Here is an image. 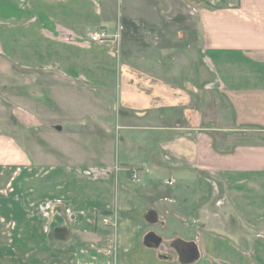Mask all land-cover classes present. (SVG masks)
Listing matches in <instances>:
<instances>
[{
    "label": "crops",
    "instance_id": "0c3cea01",
    "mask_svg": "<svg viewBox=\"0 0 264 264\" xmlns=\"http://www.w3.org/2000/svg\"><path fill=\"white\" fill-rule=\"evenodd\" d=\"M157 1L0 0V60L60 79L58 121L47 92L50 110L15 99L16 129L62 158L0 150L17 159L0 181V264H142L146 250L183 264L176 241L196 246L188 264H264V0L187 5L182 32Z\"/></svg>",
    "mask_w": 264,
    "mask_h": 264
},
{
    "label": "rangeland",
    "instance_id": "374dc122",
    "mask_svg": "<svg viewBox=\"0 0 264 264\" xmlns=\"http://www.w3.org/2000/svg\"><path fill=\"white\" fill-rule=\"evenodd\" d=\"M121 0H117L118 3H120ZM131 1H135L137 2L138 0H131ZM141 2L145 1V0H140ZM153 1V0H150ZM202 4L205 2L207 4L212 5L211 3L214 4L215 0H201ZM116 2V1H115ZM200 2V0H158L157 3L160 4V6H162V10L165 9V13H167L169 5L172 6H176L177 10L179 12V19H178V24H175L176 27L178 28L179 32L185 31L186 27L187 28H191L190 24L191 22L193 23V19H194V15L192 14V12L190 13H184V11L186 10V7L188 8L187 5L194 7L195 3ZM116 4V3H115ZM151 4V3H150ZM137 5V4H136ZM215 5V4H214ZM213 6V5H212ZM189 11V8L187 9ZM191 10V9H190ZM160 14L162 16V20H166V18H164V14ZM189 14V15H188ZM165 15H170L169 13L165 14ZM132 33V31H131ZM131 33L129 35H131ZM135 35L133 34V38L132 39V44L137 46V32L134 31ZM128 35V36H129ZM125 40H128L127 36H125ZM175 46H174V53L178 56L181 57L182 55H186V52L182 50V48H180V44L174 42ZM60 81V79L57 77V75L51 73V74H41L40 72H30V71H23L20 69L15 68L14 66H11L8 62H3L2 60H0V150L5 152L7 149L12 148V143L16 142L18 144V146L20 145L23 150H27L28 144L34 142L39 146V149H43V150H48L51 149L52 146L48 145H44L43 143L40 142V140H38L36 138V136L34 135L35 133L31 130H27L25 128L22 127H18V129H16V127L18 126L14 119H13V114H18L19 116L22 117V113H21V109H18V104H16L17 100L15 101V99H21V97H23L24 99H26V102H24L25 104H21L23 107L24 105L27 104V106L31 107L32 109L38 110L43 108L41 106V104H43L45 106L46 104V108L47 109H51L53 107V102L56 104L55 108L53 109V112H48L46 110H41L43 111L42 114L44 116L47 117V119H49L50 121H58V117H59V110H58V106H59V90H58V82ZM51 88H55L54 90ZM49 93L51 96L50 98L52 100H49L48 95H46L45 93ZM37 98L34 100H37V106L35 104H33L31 102V100H29V98ZM71 97H73V95L69 94L67 96V101L69 106H71L72 102H75L76 100H71ZM76 102L79 103V100H77ZM114 105L117 106V104L115 103V98L113 101V105H111L110 107V113L108 114L111 115V120H115V108ZM22 106L19 105V107H21L22 109H25L24 111L26 112L27 108H23ZM38 108V109H37ZM30 109V108H29ZM57 117V118H56ZM24 123H26L24 121ZM17 125V126H16ZM15 137V139L13 138ZM50 142H57V137L55 136L53 139H49ZM13 141V142H12ZM24 150V151H25ZM42 150V151H43ZM33 156L35 159L36 163H47V161H57L58 163L62 162V158H59V156L57 155V152L55 153L54 151H49L47 152V154H43L40 155L39 152L36 149H33ZM15 160H17L15 158V154H7V155H0V181L5 182V184L11 179L12 175L15 174ZM19 170H18V174H19ZM122 171L120 170V172L117 175V178L119 177V175L123 176L121 173ZM120 179V177H119ZM140 179H142V177H140ZM2 193L4 195H8L6 193V189L2 190ZM6 223V224H4ZM2 224L5 226V229H8L9 223L8 222H2ZM157 226H154L153 229H155L156 231H158ZM166 246V244H165ZM161 252L165 253V254H169L172 257H174V253L170 248H163L161 250ZM138 255V254H137ZM145 261L142 262V264H157L156 263V259H155V254L153 251L150 250H146L145 253ZM174 260V258H173ZM159 264V263H158ZM162 264V263H160Z\"/></svg>",
    "mask_w": 264,
    "mask_h": 264
},
{
    "label": "water",
    "instance_id": "95a60500",
    "mask_svg": "<svg viewBox=\"0 0 264 264\" xmlns=\"http://www.w3.org/2000/svg\"><path fill=\"white\" fill-rule=\"evenodd\" d=\"M149 223H156L158 219L154 212H149L147 214V219ZM144 243L148 247H158L161 243V239L155 236L153 233L147 234L144 239ZM174 248L178 254L179 261L183 264L192 263L198 259L197 248L193 243H185L181 241H176L173 243Z\"/></svg>",
    "mask_w": 264,
    "mask_h": 264
},
{
    "label": "built area",
    "instance_id": "2783aa9c",
    "mask_svg": "<svg viewBox=\"0 0 264 264\" xmlns=\"http://www.w3.org/2000/svg\"><path fill=\"white\" fill-rule=\"evenodd\" d=\"M110 37L107 35L106 32L103 30H98L96 32H93L90 34L89 39L92 42L103 44L108 41ZM116 39H118V36H115Z\"/></svg>",
    "mask_w": 264,
    "mask_h": 264
},
{
    "label": "trees",
    "instance_id": "16d2710c",
    "mask_svg": "<svg viewBox=\"0 0 264 264\" xmlns=\"http://www.w3.org/2000/svg\"><path fill=\"white\" fill-rule=\"evenodd\" d=\"M203 6H205V8L210 9V6L208 4H204Z\"/></svg>",
    "mask_w": 264,
    "mask_h": 264
}]
</instances>
